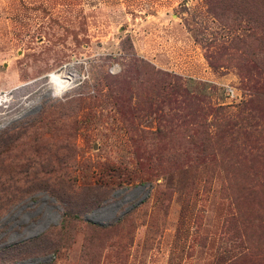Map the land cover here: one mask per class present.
I'll list each match as a JSON object with an SVG mask.
<instances>
[{
  "label": "rangeland",
  "instance_id": "rangeland-1",
  "mask_svg": "<svg viewBox=\"0 0 264 264\" xmlns=\"http://www.w3.org/2000/svg\"><path fill=\"white\" fill-rule=\"evenodd\" d=\"M235 1L0 0V264L264 255V5Z\"/></svg>",
  "mask_w": 264,
  "mask_h": 264
},
{
  "label": "trees",
  "instance_id": "trees-1",
  "mask_svg": "<svg viewBox=\"0 0 264 264\" xmlns=\"http://www.w3.org/2000/svg\"><path fill=\"white\" fill-rule=\"evenodd\" d=\"M257 2V3H256ZM235 3H238V6L240 7V10L238 11V16L244 17V21L251 20L250 16L252 13H254L258 7L263 8L264 0H239V2L235 1ZM208 59V63L212 65V61L210 60L209 56L206 55ZM189 98H192L191 96H188ZM244 108L248 110L246 118V126L248 127V131H246V139L249 144L251 145L252 149H259L258 151L264 150V139H261L259 134V128L255 124V122L252 123V117L253 115L250 114V111H252V108L248 105V103L245 104ZM224 126L229 127V122H225L223 124ZM222 125V126H223ZM207 135V134H206ZM237 220L236 217L229 218V222H235ZM259 252H255L254 255H246V254H240L233 258L228 264H263L261 262H264V255H259Z\"/></svg>",
  "mask_w": 264,
  "mask_h": 264
},
{
  "label": "built area",
  "instance_id": "built-area-1",
  "mask_svg": "<svg viewBox=\"0 0 264 264\" xmlns=\"http://www.w3.org/2000/svg\"><path fill=\"white\" fill-rule=\"evenodd\" d=\"M73 81H74V76H73V75H71V74H69V73H68V74H65V77H64L63 82H62V88H63V91H64L66 88L72 86Z\"/></svg>",
  "mask_w": 264,
  "mask_h": 264
},
{
  "label": "bare ground",
  "instance_id": "bare-ground-1",
  "mask_svg": "<svg viewBox=\"0 0 264 264\" xmlns=\"http://www.w3.org/2000/svg\"><path fill=\"white\" fill-rule=\"evenodd\" d=\"M55 75H56V74H55ZM53 79H54L55 81H58V80H59V78H57L56 76H53ZM61 82H63V80H62Z\"/></svg>",
  "mask_w": 264,
  "mask_h": 264
}]
</instances>
